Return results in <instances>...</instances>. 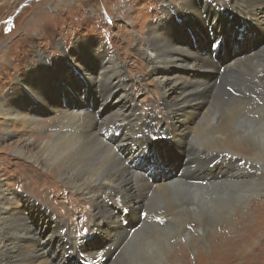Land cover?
I'll list each match as a JSON object with an SVG mask.
<instances>
[{
  "label": "bare ground",
  "instance_id": "1",
  "mask_svg": "<svg viewBox=\"0 0 264 264\" xmlns=\"http://www.w3.org/2000/svg\"><path fill=\"white\" fill-rule=\"evenodd\" d=\"M165 1L162 0V12L168 15V2ZM170 1L174 6V2ZM179 8L191 10L195 17H183V14L176 17L174 11H171L176 17L173 21L159 16L161 19L154 20L150 25L141 47V56L144 55L151 65L150 75L162 86V105L168 115L165 121L158 117L157 112L146 114L136 102L129 91L131 83L125 77L127 70L122 60L109 53L106 58V55L98 52L104 59V64L100 63L96 50L91 49L94 44L88 42L81 43L84 44L82 51L87 71L78 65V70L73 65L69 69L75 71L74 76L87 74L90 87L89 82H84L81 77L83 82L77 83L84 90L95 93L103 86L107 91L95 98L94 106L97 107L90 110L93 114L89 111L90 105L87 106L83 99L75 101L74 97L75 100L68 101L66 107H63L60 99L57 106H49L48 110L41 93L24 78V82L30 86L28 88L24 82L20 83L28 106L22 103L18 88L6 92L5 97L1 96L0 110L13 127L17 126L14 121L31 123L41 121V116L45 114L60 112L61 116L52 123L54 129L50 131V138L42 143L36 138H21L9 141L7 146L13 147L16 156L28 158L49 173L55 170L56 176L67 182L65 185L93 202L94 212L98 214L91 230L86 231L82 227L80 233L76 234L80 238H74L64 221H60L56 213H51L52 210L35 200L32 194L9 191L0 181V239H8V244L3 249L0 247L3 264H35V259L41 255H46V258L40 264H64L56 248H62L68 259L66 261L73 260L71 256L79 258L83 254L93 261L90 264H143L142 257L147 251L137 246L130 250L127 243L131 242L129 236L132 239L138 232L140 234V229H136L145 220L152 188L165 196V214L161 213L159 217L162 223H168L170 216L172 219L174 216H183L180 212L183 213L182 209L186 207L191 211L197 209L202 214L201 226L214 221L216 215L212 207L215 205L219 213L223 195L228 198L236 194L241 197L253 191L263 193L264 180L258 171L253 175L243 173L247 174L248 179L237 177L234 166L237 158L235 151L231 150V143L240 142L238 138L244 137L242 140L248 142L253 154L249 160L244 158L243 168L247 165L246 171L253 166L257 170L264 169L261 168L264 162V0H229V3L223 0H182ZM243 13L254 16L256 22ZM231 15L232 19L244 20L260 31V46L249 52L240 51L239 56L243 57L235 56L225 66L210 49L197 53L188 47L193 40L190 34L194 35L195 42L204 40V34L210 38L209 28L212 34L224 42V47L234 43L232 35L226 34ZM176 25L178 29L173 31L170 27L175 29ZM41 63L45 65V60ZM191 70L194 74L187 75ZM59 74L67 77L61 68ZM99 74L101 76L97 78ZM58 82L56 88L60 95L57 96L54 91L52 94L60 98L66 95L64 90L69 85L63 84L62 88L61 81ZM39 85H42L41 82ZM79 89L73 90L79 93ZM44 95L47 97L49 93ZM65 99L69 98L65 96ZM10 101L17 104L13 105ZM216 105L219 109L218 105L226 108L227 112L213 123L212 110ZM86 118L95 121L101 119V123L88 122ZM151 122H155L152 128L156 131L155 135L146 128ZM112 124L121 127L127 125L130 136L126 133L118 144L107 142L105 136L113 131L110 127ZM11 125L5 131L8 140L15 130ZM138 135H141L139 142ZM145 146L148 149L157 147L162 150L160 155L166 156L156 160V170L162 166L169 170L162 176L154 177L161 183L148 181L145 176L138 175V169L131 175L128 166L123 165L128 160L135 163L140 157L136 153ZM250 159L261 165H252ZM176 167H180V175L173 172ZM175 176L177 178H173ZM169 179L171 182H168ZM95 191L98 193L95 194ZM13 193V198H10ZM1 196L5 197L6 205L1 203ZM19 200L23 204H18ZM28 200L36 208L44 212L46 209L48 212H45V216L38 215L41 214L38 210L30 214L32 206ZM119 208L130 210L125 218H133L130 224H123ZM185 230L183 226L181 231ZM18 240H22V243L19 244ZM165 246L164 237L161 246L163 251Z\"/></svg>",
  "mask_w": 264,
  "mask_h": 264
},
{
  "label": "rangeland",
  "instance_id": "2",
  "mask_svg": "<svg viewBox=\"0 0 264 264\" xmlns=\"http://www.w3.org/2000/svg\"><path fill=\"white\" fill-rule=\"evenodd\" d=\"M172 1L174 6L170 0L165 1V3L168 2L167 8L170 11H168V15H165L162 12L164 5L162 0H0V98L1 96H7L6 92L18 88V92L22 95V103L28 106L23 96L25 94L24 88L20 84L26 79L29 85L41 93L43 99L41 100L46 102L48 110L49 106H57L60 99L64 104L63 107H66L67 102H73L71 100H75L74 98H76L75 101L83 99L87 106L90 105L89 111L94 110L97 107L94 106L96 103L95 98L98 95L101 96L107 93V91L103 86H101L99 92L95 93H91L94 91L84 90L83 86L80 87L77 83L89 82L90 87L91 82L86 79L87 74L74 76L75 71L69 69L73 65L78 70L80 69L77 67L78 65L81 69L87 71L82 51L84 44L81 43L88 42L94 44L91 49L96 50L100 63L103 62L104 64V59L101 58L98 52L106 55V58H108L107 54L109 53L121 59L127 70L125 77H128L131 83L129 91L136 98V102L143 107L146 114L157 112L158 117H161L164 121L167 120V111L163 108L162 95L160 94L162 86L150 75L151 65L147 63L144 55L141 56V47L144 44V37H146L150 25L159 16H164V19L173 21L178 15L183 14V17L192 15L191 10L179 8L182 0ZM223 1L229 3V0ZM173 7L177 9L174 10ZM171 11H174L176 17L171 14ZM246 15L250 17L251 21L256 22L254 16ZM231 19H229V28L226 34L232 35L234 43L227 42L228 48L226 45L225 49L234 50L236 43L243 50L249 52L261 45V43H257L253 47L250 45V42H257L261 39L259 30L254 29L250 23H246L244 20ZM170 28L177 31L178 25L175 26V29ZM208 31L210 38L204 34L202 35L204 40L197 42H195L194 35L190 34V38L192 37L193 40L188 47L193 48L197 53L209 48L210 42L218 38L216 34H212L211 28ZM224 40L226 39L224 38ZM193 44L196 48L193 47ZM225 49H223V52L226 51ZM239 55L240 52L238 56L232 54L228 59L231 60L235 56L236 58L243 57ZM40 60H45V65ZM220 61L224 66L228 64L226 60L220 59ZM60 68L63 69L67 77L60 76ZM186 74L193 75L194 71L191 70ZM99 76L101 74L97 75V78ZM58 81H61L60 86L62 85V88H64L63 84L64 86L69 85V88L64 90L66 95H61L60 98L54 97L55 94H52L54 91L57 96L60 95L59 90L56 88ZM39 82H41V86ZM23 84L25 87H30L25 82ZM75 88L79 89V93L73 90ZM46 92L49 93L47 97L44 95ZM65 96L69 99H65ZM10 102L13 105L17 104L14 101ZM218 106L220 109L216 105L212 110V114H214L213 123L216 122L218 117H223L227 112L226 108ZM92 112L90 111L91 114H93ZM60 116V112L57 111L53 114L41 116V121H32L31 123L22 120L14 121L19 127H13L11 121L5 119V114L3 115L0 110V181H3L4 187L6 186L5 188L9 191L32 194L35 200L52 210L51 213H56L57 217H60V221H64L69 229L68 232L74 238H80L76 234L80 233L82 227H84V230L90 231L98 215L96 211L94 212L93 202L84 198L83 194L82 196L71 186L65 185L67 182L60 176L57 177L55 170H51L49 173L45 168L36 165L28 158L16 156L13 147L7 146L9 141H17L21 138H36V141L42 143V141L50 138V131L54 129L52 123ZM158 117L155 118L157 122L159 121ZM86 120L97 124L101 123V119L95 121L86 118ZM78 123L81 124V122ZM154 123L151 122L146 126L147 129L153 131V135L156 134V131L152 129ZM162 124L160 123V125ZM9 125L15 130L8 140V138H5V131ZM110 127L113 131L112 134L110 132L105 136L107 142H117L118 144L126 133L130 136L127 125L121 127L112 124ZM116 132H120L119 137L115 135ZM145 134H148L147 131H145ZM136 137L139 142L141 135ZM242 139L244 137L238 138L240 142L231 143V150L235 151L237 158L234 163L237 177L248 179L247 174H257L258 171L259 175L262 174L264 180V169L257 170L253 166L246 171L247 165L243 168L244 158L249 160L253 154V149H251L248 142ZM224 149L226 148L224 147ZM161 152L162 150H158L154 146L149 147V149L146 146L141 147L136 153L137 155L140 154L139 159H137L139 161L134 163V161L128 160L123 165L128 166L131 175L135 174L136 169H138V175L145 176L148 181L153 178L152 182L161 183L143 167L149 157L153 159L152 164L155 165L156 169L157 158L166 157L160 155ZM250 161L252 162L251 159ZM253 162L252 165H261L259 162ZM261 168H264V162ZM173 178H177V176ZM168 182H171V179ZM152 190L151 194L149 193V202L147 201L145 220L136 229H140V234L138 232L132 239L129 236L131 242L127 243L130 250L137 246V248L147 251V254L142 257L143 264H264V186L262 194L253 191L247 192V195L241 197L237 194L228 198L223 195L221 205L219 204V213L215 205L214 208L212 207L215 212L214 215H216L214 221L203 226H201L202 214L197 209L191 211L186 207L182 209L183 213L180 212L183 216H174L173 219L170 216L168 223H162L159 217L165 210L164 206L167 205L165 196L154 191L155 188H152ZM94 193L96 194L98 191ZM13 196L14 193L10 195V198H13ZM1 198V203L6 205L5 197L1 196ZM110 198L113 197L110 196ZM259 202L262 203L259 204ZM28 203L32 206L29 209L30 214L34 210H38L41 213L38 215L45 216V212H48L46 209L44 212L42 209L36 208L29 200ZM18 204H23V202L19 200ZM8 205L12 207L11 203ZM156 205L158 209H156ZM119 210L121 212V209ZM183 226L186 227L185 231H181ZM163 236L166 241L164 251L161 247L164 243ZM140 238L141 240H139ZM7 240V238L4 241L0 239L1 249L8 244ZM17 242L21 244L22 240ZM55 250L64 261V264H76L73 260H71L72 263L70 260L66 261L68 259L65 258L62 248H56ZM248 250L249 252H247ZM150 253L152 255H149ZM45 258L46 255H41L35 259L34 263L40 264ZM76 258L78 259V257ZM0 264H3L1 259Z\"/></svg>",
  "mask_w": 264,
  "mask_h": 264
}]
</instances>
